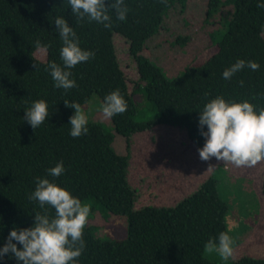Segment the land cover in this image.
I'll return each instance as SVG.
<instances>
[{
  "label": "trees",
  "instance_id": "1",
  "mask_svg": "<svg viewBox=\"0 0 264 264\" xmlns=\"http://www.w3.org/2000/svg\"><path fill=\"white\" fill-rule=\"evenodd\" d=\"M178 3L182 7L184 0H167V5L159 0H125L129 8L125 21H117L110 12L113 26L106 29L95 22L77 23L66 0H0V247L13 227L30 228L37 212L55 215L51 207L42 209L28 199L35 190V178L40 177L91 205L90 215L98 210L103 216L126 217L127 237L123 240L98 237L97 229L86 225L85 248L77 264H219L204 250L210 237L227 232L225 219L230 212L219 195L214 172L172 206L134 209L137 193L127 178L129 144L135 133L167 126L183 131L197 151L205 142L198 127L199 112L209 100L221 96L264 108V9L257 7L264 0H206V22L223 6L231 8L229 18H219L220 26L213 31L217 51L201 65L186 66L177 76L167 78L142 52ZM55 17H64L75 30L80 47L95 53L94 58L71 69L77 87L67 93L53 86L45 70L50 62L63 66ZM113 34L127 42V53L135 63L137 77L131 86L118 64ZM37 40L50 45L43 61L35 56ZM187 42L186 36L174 39L180 46ZM238 59L254 61L260 68L245 67L230 80L223 79V71ZM117 89L127 102V111L109 119V130L88 122V133L72 138L69 118L74 109L66 108L64 101L81 106L96 94L102 103ZM136 93L143 96L153 117L135 118ZM41 99L48 104L49 117L33 130L23 121V112ZM113 134L125 138L127 154L115 153ZM60 161L64 174L49 176L46 170ZM261 192L264 196V173ZM0 264L16 261L9 254ZM228 264H264V258L243 256Z\"/></svg>",
  "mask_w": 264,
  "mask_h": 264
},
{
  "label": "rangeland",
  "instance_id": "2",
  "mask_svg": "<svg viewBox=\"0 0 264 264\" xmlns=\"http://www.w3.org/2000/svg\"><path fill=\"white\" fill-rule=\"evenodd\" d=\"M205 5L206 0H184L182 7L178 3L168 12L159 32L146 42L142 54L162 68L167 78L177 76L186 66L201 65L216 53L213 31L220 26L219 18H229L227 13L231 8L223 6L206 22ZM224 30L225 27L219 36ZM178 36H186L188 42L184 46L175 44L174 39ZM111 40L118 64L131 86L137 73L135 63L127 53L128 44L118 34H113ZM35 56L41 61L45 59V54L37 51ZM140 95L133 96L137 106L135 118L146 120L154 113L148 111L147 103ZM100 105L99 98L93 94L81 108L88 122L99 123L109 130L111 123L103 118ZM112 141L116 154H127L124 137L113 134ZM129 150L127 178L137 193L134 209L143 205L172 206L214 172L219 195L230 207L225 223L234 241V253L228 262L243 256L264 258V196L261 192L264 161L252 168H236L215 158L201 161L185 133L167 126H155L150 131L133 134ZM209 166L213 167L208 170ZM87 225L94 226L96 235L104 239L123 240L127 237V221L123 215L103 216L97 210L89 215ZM211 256L219 264H228L216 253Z\"/></svg>",
  "mask_w": 264,
  "mask_h": 264
},
{
  "label": "clouds",
  "instance_id": "3",
  "mask_svg": "<svg viewBox=\"0 0 264 264\" xmlns=\"http://www.w3.org/2000/svg\"><path fill=\"white\" fill-rule=\"evenodd\" d=\"M66 2L77 23L95 22L106 29L113 26L110 12H114L115 19L121 22L125 21L129 12L125 0ZM159 2L167 5V0ZM257 7L264 9V3H258ZM53 25L62 42L59 56L63 66L50 62L45 70L49 72L53 86L67 93L77 87L71 78V69L94 58L95 53L80 47L75 30L64 17H55ZM49 47L40 40L35 42V48L41 54H46ZM33 67L35 71L39 70L36 64ZM245 67L258 71L260 65L254 61L238 59L223 71L222 78L230 80ZM240 84L243 86V81ZM64 105L74 109V115L69 118V135L72 138L86 135L88 118L80 104L64 101ZM127 107V102L117 89L103 98L99 111L105 120H109L126 112ZM23 113V121L35 130L49 117L48 104L42 99L34 101ZM205 126L207 131H203ZM198 127L200 135L205 139L203 147L197 149L201 161L215 158L218 162L236 168H252L264 161V108L257 109L256 105L247 100L237 103L217 96L209 100L199 112ZM212 167L209 166L208 170ZM46 171L51 177H60L65 172L63 161ZM28 199L37 202L42 209L46 205L51 207L55 215L50 217L46 212H37L30 228L13 227L4 246L0 247V259L10 254L16 264H77L85 248L83 232L91 214V205L82 203L69 191L40 177L35 178V190L29 194ZM17 244L21 246L19 249ZM233 245L234 241L228 233L221 232L217 237L208 239L204 250L210 254L216 253L222 260L228 261L234 253Z\"/></svg>",
  "mask_w": 264,
  "mask_h": 264
}]
</instances>
